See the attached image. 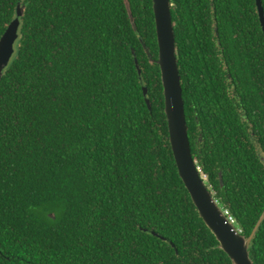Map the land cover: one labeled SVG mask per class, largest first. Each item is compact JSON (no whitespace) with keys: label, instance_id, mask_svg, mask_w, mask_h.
I'll return each mask as SVG.
<instances>
[{"label":"trees","instance_id":"16d2710c","mask_svg":"<svg viewBox=\"0 0 264 264\" xmlns=\"http://www.w3.org/2000/svg\"><path fill=\"white\" fill-rule=\"evenodd\" d=\"M171 3L191 152L248 235L264 208L255 0ZM18 4L0 76V264H232L178 174L152 0H0V36Z\"/></svg>","mask_w":264,"mask_h":264},{"label":"water","instance_id":"95a60500","mask_svg":"<svg viewBox=\"0 0 264 264\" xmlns=\"http://www.w3.org/2000/svg\"><path fill=\"white\" fill-rule=\"evenodd\" d=\"M255 4L264 37V11L262 1L255 0ZM171 6V0H152L158 46V55L155 62L160 68L164 113L167 118L169 142L178 174L193 204L197 208L200 218L215 236L218 242L217 246L229 257L232 264H253L249 251V243L264 219V212L249 238H245L242 234L236 233L232 224L226 220L222 211L223 208L213 197L212 191L206 185L207 177L192 155L184 112L181 76L177 63L174 26L170 11ZM22 13L23 7L18 4L14 18L9 22L5 31L0 36V76L2 70L9 64L14 54V44L18 38ZM129 18L133 29H136L131 13H129ZM146 52L150 56L149 51L146 50ZM138 72L140 73L139 68ZM142 88L145 94L147 88L145 86ZM146 103L150 107V101L147 98Z\"/></svg>","mask_w":264,"mask_h":264},{"label":"flooded vegetation","instance_id":"af4514ba","mask_svg":"<svg viewBox=\"0 0 264 264\" xmlns=\"http://www.w3.org/2000/svg\"><path fill=\"white\" fill-rule=\"evenodd\" d=\"M259 150H260L259 143H255V145H254V152H255V155L256 156H260L261 161L263 163V168L262 169L264 170V156L261 155V152ZM208 187L211 190L210 185ZM263 187H264V185H263ZM212 193H213V191H212ZM220 205H221L222 208H224L223 207L224 205L221 202H220ZM263 212H264V208L261 211V215H262ZM261 215L259 216V218L261 217ZM259 218L256 220L255 225L253 226V228L251 229V232L248 235L246 233H243V232H241L240 234H242L245 238H249L251 236V234H252V232H253V230H254V228H255L258 220H259ZM263 221L261 222V224L259 225V227L257 228V230L261 227V225L263 224ZM235 222H236V220H235ZM236 225L238 226L237 223H236ZM239 227H237V228L240 229L241 227L240 228ZM238 233H239V231H238ZM254 235H255V233H254ZM254 235L252 236V238L250 240V243H249V251H250V256H251L252 262H253V264H264V249L262 251L261 248L259 247V245L257 244V242H255L253 240L254 239Z\"/></svg>","mask_w":264,"mask_h":264},{"label":"built area","instance_id":"2783aa9c","mask_svg":"<svg viewBox=\"0 0 264 264\" xmlns=\"http://www.w3.org/2000/svg\"><path fill=\"white\" fill-rule=\"evenodd\" d=\"M216 201H217V199H216ZM218 202V201H217ZM223 214H224V216L226 217V220L230 223V224H232V225H234V226H237L236 225V222H235V218L233 217V215L230 213V211L228 210V209H226V208H223ZM237 227H239V226H237ZM240 228V227H239ZM241 229V228H240ZM240 229H238V231H239V233H241L242 232V229L240 230Z\"/></svg>","mask_w":264,"mask_h":264},{"label":"bare ground","instance_id":"6f19581e","mask_svg":"<svg viewBox=\"0 0 264 264\" xmlns=\"http://www.w3.org/2000/svg\"><path fill=\"white\" fill-rule=\"evenodd\" d=\"M232 227H233V229L236 231V233H238V228H237V226L232 225ZM238 234H240V233H238Z\"/></svg>","mask_w":264,"mask_h":264},{"label":"rangeland","instance_id":"374dc122","mask_svg":"<svg viewBox=\"0 0 264 264\" xmlns=\"http://www.w3.org/2000/svg\"><path fill=\"white\" fill-rule=\"evenodd\" d=\"M218 201V200H217ZM219 203V202H218ZM220 204V203H219Z\"/></svg>","mask_w":264,"mask_h":264}]
</instances>
